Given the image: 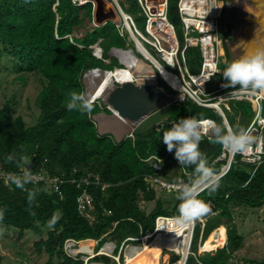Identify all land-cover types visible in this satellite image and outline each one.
<instances>
[{
  "label": "trees",
  "instance_id": "16d2710c",
  "mask_svg": "<svg viewBox=\"0 0 264 264\" xmlns=\"http://www.w3.org/2000/svg\"><path fill=\"white\" fill-rule=\"evenodd\" d=\"M179 1H168V18L177 29L182 28ZM219 1L224 4V0ZM119 2L125 11L123 2H129L130 9L131 5L139 7L136 0ZM93 11L92 2L79 5L73 0H0V72L11 71L21 80L27 74L36 75L42 86L37 99L40 114L34 124L29 125L21 116H15L11 103L0 107V227L18 230L19 237L28 230L46 227L47 238L35 242L39 253L48 254L45 264H85L82 254L72 257L66 253L64 246L69 239L79 241V251L92 254L94 240L104 236L99 247L107 239L121 243L127 237L152 231L158 216L178 214V206L173 210L164 209L161 201L156 200V192L148 189L143 178L155 173L145 159L154 154L166 155L161 133L153 128L136 129L134 140L125 138L118 143L111 134L99 133L92 118L103 110L98 102L92 103V111L88 113L67 108L72 92L84 95L82 79L87 71L96 68L112 71L120 67L113 63V68H105L111 65L97 59L89 49L102 39L107 59L105 54L110 47L117 44L113 47L121 48L123 39L113 23L96 26ZM225 11L223 6L219 19L223 37L230 31L222 27ZM228 52L225 48L224 53L220 47L219 73L208 84L209 93L225 88L222 70L232 62ZM188 57L193 64L198 62L201 66L199 48L185 50L187 67ZM158 85L174 93L160 78ZM235 106L247 110L253 117L248 103L237 102ZM167 108L169 121L183 117L216 120V114L221 127H225L222 118L212 109L200 107L191 100L175 102ZM104 111L110 114L108 109ZM213 141L221 147L215 137ZM168 168L165 164V169ZM22 169L30 174H43L46 179L56 178L58 182L52 184L45 179L35 183L30 178L23 187H18L15 181L23 177L19 174ZM4 173L16 174L10 184L6 183ZM87 177L92 182L81 183ZM96 177L101 184L94 183ZM102 184L107 187L103 188ZM215 184L214 191L209 187L198 196L211 204L213 210L204 216V227L196 220L192 254L186 264H239L235 255L243 248L244 237L235 225L233 209L263 206L264 164L252 175L250 166L239 163ZM84 190L92 198V209L86 207L81 211L78 199ZM143 201L145 207L141 206ZM152 201L156 203L155 208L147 213V203ZM220 226L221 247L212 253L198 254L199 245ZM178 260L174 256L171 261ZM248 261L264 264V260ZM92 262L117 264L104 255L95 256L89 260Z\"/></svg>",
  "mask_w": 264,
  "mask_h": 264
},
{
  "label": "built area",
  "instance_id": "2783aa9c",
  "mask_svg": "<svg viewBox=\"0 0 264 264\" xmlns=\"http://www.w3.org/2000/svg\"><path fill=\"white\" fill-rule=\"evenodd\" d=\"M111 7H113L118 14L119 23L115 24L118 34L125 38L127 41V48H117L112 47L109 51V58H104V49L101 46L102 39L96 44L90 45L89 49L92 50L93 55L102 60L105 63H109V60L116 58L120 67L118 68H128V66L122 63L121 58L117 55L118 51H131L136 57L145 60L150 66L155 69L154 81L158 83V78H160L168 87H170L174 94L179 97L175 102L191 100L195 104L203 108L212 109L217 113L223 121L225 128H232L228 116L223 109L226 107L227 110L230 109V102H245L251 106L253 117L250 125L246 129L249 134L253 135L256 133L254 142L248 146V150L245 153H234L230 154L222 145L218 146L217 152L207 159L204 160L205 166L208 167L213 175L210 180L217 183L222 178H224L231 169L241 163L248 165L252 168V175L256 170L264 164V90L252 91H237L228 88H221L215 90L212 93L208 92V84L212 79L219 73V61L220 57V47L224 50V37L221 33L220 26V16L223 10V3L219 0H180L179 14L182 22V35H183V48H181V43L177 37L176 28L170 22L168 18V1L169 0H136L140 13L145 17V33H143L135 22L133 15L126 12L119 0H106ZM74 3L83 5L88 2H82V0H73ZM166 32L171 33V38H166ZM141 43L146 50L164 67L167 71L176 74V76L182 82V90H176L170 85H168L162 78L159 68L156 64L147 59L145 54L139 50L138 44ZM132 44L134 47L131 48L129 45ZM81 48L82 45H79ZM199 48L201 51L202 63L199 73L192 74L188 67L185 58V50L187 48ZM166 55L172 57V62L170 63L166 59ZM166 66L169 68H166ZM179 68L180 73L176 72V68ZM115 67L113 70H115ZM96 71V70H92ZM111 71V70H110ZM142 77L139 74H135L133 81L134 83H143L141 81ZM153 81V82H154ZM115 84H121L115 81ZM239 86H237V89ZM95 102L99 103V99ZM103 109L105 107L103 106ZM206 120H212L216 124V120L212 118H206ZM174 121H169L168 119L159 122L155 130L162 134L166 131V126L171 125ZM134 131L127 132L125 138L135 139ZM202 138H207L209 141L214 142V136L211 135L210 131L203 133ZM215 143V142H214ZM173 155L174 152H169L165 156L150 155L145 159V162L149 164L155 173H148L144 175V181L147 184L149 190L161 189L166 192H178L179 187L186 183H191L197 177V173L190 172L185 169L184 173L187 178L177 177L174 180H168L163 178L162 174L166 172L165 162L168 160L169 156ZM209 159V161H208ZM208 161V162H207ZM27 173L29 177L35 182H40L46 179L43 174H30L26 169H22L19 174L24 176ZM7 184L14 179L16 174L9 173L3 174ZM196 176L195 178H191ZM218 177V179H217ZM52 184H56L58 179H46ZM92 182L88 177L82 179L81 183L89 185ZM94 183L101 184L99 178L96 177ZM102 187H107V184H102ZM209 186H203L198 190V196L207 190ZM79 201V208L84 211L86 207L92 209V198L89 193L84 190ZM141 206L145 207V202H141ZM177 215H160L155 220V227L152 231L141 232L139 236H130L124 239L119 246L117 242L106 241L101 245L95 252V246H97L103 237L99 240H94L96 245L93 248V253L91 257H87L85 264H101L99 262L89 263V260L95 256H108L112 258L117 264H129L127 261V254L131 253L132 249L148 250L153 248L154 241L163 236L167 238L171 235L177 234L179 239H185L188 234H190L189 243V255L191 252V245L196 225V220H198L204 227L206 218L202 215L191 224L187 225H177L175 222V217ZM79 241L69 239L66 241L64 249L67 254L72 257H77L80 252L77 250ZM164 252L173 254L180 257L179 254L168 247H163L161 249V255ZM95 253V254H94ZM73 254V255H72ZM168 254V255H169ZM83 259V256H82ZM171 258L168 256L167 263L170 262ZM175 263V262H174ZM171 264L172 261H171Z\"/></svg>",
  "mask_w": 264,
  "mask_h": 264
},
{
  "label": "rangeland",
  "instance_id": "374dc122",
  "mask_svg": "<svg viewBox=\"0 0 264 264\" xmlns=\"http://www.w3.org/2000/svg\"><path fill=\"white\" fill-rule=\"evenodd\" d=\"M235 1L236 0H224L223 5L226 6V11L222 17L223 30H230L229 34L224 36L225 41L223 48L224 51L225 48L228 49L229 58L231 61L253 55L257 51H264V0H240L241 6L233 5ZM123 5L126 11L133 15L137 27L143 33H145L146 21L143 15H139L140 8L137 7V5H131L132 8L130 9L129 2H123ZM181 29L182 28H176V33L181 45H183V35ZM121 42V48H127L126 39H121ZM116 45L117 44H113L110 47V50ZM129 47L133 48L134 46L130 44ZM109 51L105 54V57L107 58L110 57ZM187 61L188 68L191 73L194 74L200 71V63L195 62L193 64L189 57ZM113 63L114 65L120 66L118 60L116 58H112L109 60V63H106L107 65L111 66H105V68H113ZM166 68L168 67L166 66ZM89 72L91 71L86 72L82 79L85 86V92L88 91V83L86 81L87 77L89 82L91 78V74H88ZM176 72L180 73L178 67L176 68ZM41 88L42 86L39 76L27 74L25 76V80H21L18 78L16 73L11 71L0 72V107H4L7 103H11L15 116H21L29 125L34 124L36 118L40 114L37 99ZM236 103L237 102H230V109L227 110L226 107H223V109L225 110L234 131H238L240 129L246 130L251 123L252 116L246 113L247 110H242L241 107L235 106ZM99 105L103 106L100 100ZM105 113L106 112L103 109L99 114L94 115L92 118L94 119L98 130L109 132L110 129H103L101 122V117L105 115ZM169 114V109L164 108L154 113L137 129L141 131H147L152 128L155 129L159 122L167 120ZM214 115L215 119L221 126L220 118L216 114ZM163 145V151L165 155L167 153V149L166 145ZM165 164H168L170 168H168L166 172L162 174L163 178L168 180H174L177 177L187 178L184 173L185 169L188 170L187 165H181L175 156L170 155L167 163ZM195 177L196 176H192L191 178L193 179ZM177 196L178 192H166L161 189L156 190V200L159 199L161 201L165 210H173L179 205L180 201L177 199ZM155 205V201L147 203L146 212H151L155 208ZM233 213L238 232L244 237L243 248L235 255L237 262L239 264H250L248 260H264V204L263 206L257 208L244 206L235 207L233 209ZM204 221L206 222L205 219ZM41 238H47L46 227H39V231L28 230L23 234L22 237H19V231L15 230L14 228H9L6 226L0 227L1 264H45L48 259V254L46 252L39 253L35 247V242ZM106 241H109V239ZM119 244L120 240H117V245L119 246ZM221 245L222 243L219 245V247H221ZM98 247V245L95 246V252L97 251ZM78 249L79 245L77 246V250ZM78 252L82 254L84 260H86L87 257L92 256L90 253L81 252L79 250ZM177 253L179 254V252ZM205 253L208 252H202L201 245H199L198 254L203 255ZM147 254H145V260L143 263L141 262L137 264H148L146 259ZM168 254V252H164L162 255L159 254L155 264H171V260L175 255ZM168 256L171 258V260L167 263Z\"/></svg>",
  "mask_w": 264,
  "mask_h": 264
},
{
  "label": "clouds",
  "instance_id": "9594fccd",
  "mask_svg": "<svg viewBox=\"0 0 264 264\" xmlns=\"http://www.w3.org/2000/svg\"><path fill=\"white\" fill-rule=\"evenodd\" d=\"M222 76L225 81L222 87H231L237 91L264 90V51H257L253 55L228 63L222 70ZM67 108L88 113L92 111L93 104L83 94L72 92ZM209 131L215 137L216 142L230 154L245 153L255 139L246 130L234 131L231 128H222L212 120L194 117L179 118L171 124V127L162 132V140L166 149L169 152L174 150V156L181 165L194 164L195 172L198 174L194 181L179 187L177 199L180 203L177 209L178 214L174 219L180 226L192 223L209 211L208 204L198 198V190L201 187L209 186L212 191L216 187V184L210 180L213 173L205 166L204 154L198 147L202 134ZM222 131L223 134H221ZM28 179L30 177L25 173L15 183L18 187H23ZM31 199L32 195L30 194L29 200L31 201Z\"/></svg>",
  "mask_w": 264,
  "mask_h": 264
},
{
  "label": "bare ground",
  "instance_id": "6f19581e",
  "mask_svg": "<svg viewBox=\"0 0 264 264\" xmlns=\"http://www.w3.org/2000/svg\"><path fill=\"white\" fill-rule=\"evenodd\" d=\"M85 2V0H82ZM102 5L104 6L105 11L108 13V16L116 19V14L113 8H110V4L106 0H102ZM233 5L241 6V1L236 0ZM261 6V5H260ZM165 37L171 38V33L166 32ZM139 50H141L147 59L152 60L160 70V74L163 80L173 87L176 90H182V82L176 76V74L167 71L161 64L149 53L148 50L141 43H137ZM117 55L122 60V63L126 64L128 68H116L112 71H91L88 74H91L90 82L87 77L88 93L91 95L93 101L104 97L107 91L113 86L115 81L120 83L131 82L133 81L134 75L139 74L143 83H150L154 81L155 69L150 66L145 60L138 58L131 51H118ZM166 59L171 63L172 57L166 55ZM88 76V75H87ZM90 83V84H89ZM91 85V86H90ZM96 86V87H95ZM101 122L103 129H110L111 131H126L128 126L125 125L124 121L118 116L114 115L113 117H107L103 115L101 117ZM191 224V223H190ZM189 243H190V234L187 235L185 239H179L178 235H171L167 238L163 236L157 238L154 241L153 248L146 250L141 249H132L131 253L127 254V261L129 264L143 263L145 260V254H147L146 259L148 264H155L159 254H161V249L163 247H168L170 250L177 251L180 254L179 260L173 264H185L189 254ZM222 243L221 236V226L216 228L207 238V240L201 244L202 252H214L217 247ZM79 250V249H78ZM96 264V263H94Z\"/></svg>",
  "mask_w": 264,
  "mask_h": 264
},
{
  "label": "water",
  "instance_id": "95a60500",
  "mask_svg": "<svg viewBox=\"0 0 264 264\" xmlns=\"http://www.w3.org/2000/svg\"><path fill=\"white\" fill-rule=\"evenodd\" d=\"M88 2L93 3V18L96 26L101 27L109 22L114 24L119 23L118 14L113 7L110 6V8H113L115 11L116 19L108 16V13L102 5V0H88ZM93 70H101L104 72L109 71L101 68ZM84 96L90 99L92 103L94 102L92 98H90L91 95L88 91L85 92ZM178 98L179 97H177L176 94L169 93L163 87L159 86L156 81L140 84L125 82L117 85L113 83V86L107 91L106 95L99 98V100L102 102L103 106L110 111V114L105 113V115L107 117H113L115 114L118 115L124 121L125 125L128 126V130L125 132H116L111 130L109 132H103L99 130V133L111 134L115 141L120 143L125 139L127 132L129 133L132 130H136L154 113L167 108ZM252 136L255 138L256 133ZM198 147L204 154V160L215 154L218 149V145L209 141L207 138H202ZM194 167L195 165L191 163L187 165L190 172L195 171ZM208 207L209 211L203 215H208L213 210V206L211 204H208Z\"/></svg>",
  "mask_w": 264,
  "mask_h": 264
},
{
  "label": "crops",
  "instance_id": "0c3cea01",
  "mask_svg": "<svg viewBox=\"0 0 264 264\" xmlns=\"http://www.w3.org/2000/svg\"><path fill=\"white\" fill-rule=\"evenodd\" d=\"M224 52H225V51H224ZM222 226H224V225H222ZM222 226H221V227H222ZM221 236H222V229H221Z\"/></svg>",
  "mask_w": 264,
  "mask_h": 264
}]
</instances>
